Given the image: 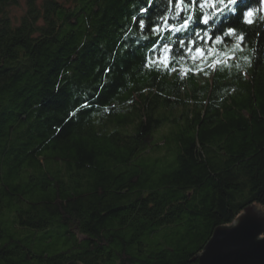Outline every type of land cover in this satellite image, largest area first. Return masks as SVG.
I'll return each mask as SVG.
<instances>
[{
	"label": "trees",
	"instance_id": "obj_1",
	"mask_svg": "<svg viewBox=\"0 0 264 264\" xmlns=\"http://www.w3.org/2000/svg\"><path fill=\"white\" fill-rule=\"evenodd\" d=\"M19 4L0 0V264H197L217 227L264 210L260 0L207 75L145 67L187 39L152 32L165 0H28L15 22Z\"/></svg>",
	"mask_w": 264,
	"mask_h": 264
},
{
	"label": "snow or ice",
	"instance_id": "obj_2",
	"mask_svg": "<svg viewBox=\"0 0 264 264\" xmlns=\"http://www.w3.org/2000/svg\"><path fill=\"white\" fill-rule=\"evenodd\" d=\"M241 3L242 0H165L164 11L160 14L162 23L157 22L156 27L152 28V32L158 33L163 28L169 33L174 32L187 36V39L178 38L173 44H163L160 46L159 52L153 45L150 50L151 55L146 57L145 67L155 66L168 69L176 64L184 75L193 71L203 72L207 75L206 65L214 69L223 63L216 57L217 53L223 55L231 52L232 54L227 55L226 58L229 61L235 60V52L243 51L246 43L245 33L238 31L236 27L230 26L227 22L230 18L237 17L239 13L245 25L253 26L257 23V9L245 6L241 12ZM260 3L264 5V0H260ZM147 11V8L141 9L142 13ZM136 19L133 17V20ZM260 19L264 21V16H261ZM171 20H179L180 23L177 26L171 24ZM197 24L204 27H195L194 25ZM139 28L141 30L146 28L144 19H139ZM259 35V31H257V36ZM175 43L179 44V51L176 50ZM217 45L223 47L216 48ZM205 57L211 58L210 64L207 63ZM244 60L250 66V58L245 56ZM187 61H191L192 67H186ZM235 66L237 69L240 68L239 64ZM172 70L176 71L177 68L172 67Z\"/></svg>",
	"mask_w": 264,
	"mask_h": 264
},
{
	"label": "water",
	"instance_id": "obj_3",
	"mask_svg": "<svg viewBox=\"0 0 264 264\" xmlns=\"http://www.w3.org/2000/svg\"><path fill=\"white\" fill-rule=\"evenodd\" d=\"M197 264H264V210L250 205L234 222L217 227Z\"/></svg>",
	"mask_w": 264,
	"mask_h": 264
},
{
	"label": "rangeland",
	"instance_id": "obj_4",
	"mask_svg": "<svg viewBox=\"0 0 264 264\" xmlns=\"http://www.w3.org/2000/svg\"><path fill=\"white\" fill-rule=\"evenodd\" d=\"M19 1L20 4L18 6H13L10 8L11 16L15 22H18L20 17L25 13L27 9L28 0H19Z\"/></svg>",
	"mask_w": 264,
	"mask_h": 264
}]
</instances>
